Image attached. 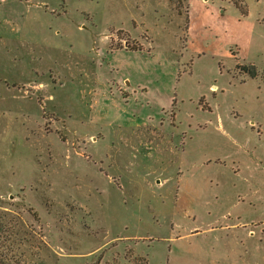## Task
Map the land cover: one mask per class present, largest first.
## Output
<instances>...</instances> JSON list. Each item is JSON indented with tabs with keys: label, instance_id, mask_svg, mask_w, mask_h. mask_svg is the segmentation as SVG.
<instances>
[{
	"label": "rangeland",
	"instance_id": "obj_1",
	"mask_svg": "<svg viewBox=\"0 0 264 264\" xmlns=\"http://www.w3.org/2000/svg\"><path fill=\"white\" fill-rule=\"evenodd\" d=\"M263 75L264 0H0V264H264Z\"/></svg>",
	"mask_w": 264,
	"mask_h": 264
},
{
	"label": "trees",
	"instance_id": "obj_2",
	"mask_svg": "<svg viewBox=\"0 0 264 264\" xmlns=\"http://www.w3.org/2000/svg\"><path fill=\"white\" fill-rule=\"evenodd\" d=\"M241 69L243 72H246L251 77H255L257 75V68L253 64L242 65ZM263 80H264V75H263Z\"/></svg>",
	"mask_w": 264,
	"mask_h": 264
}]
</instances>
